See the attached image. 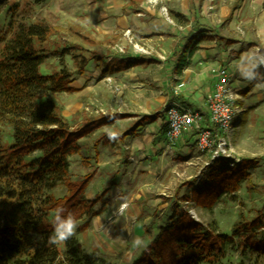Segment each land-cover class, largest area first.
<instances>
[{"label":"rangeland","instance_id":"374dc122","mask_svg":"<svg viewBox=\"0 0 264 264\" xmlns=\"http://www.w3.org/2000/svg\"><path fill=\"white\" fill-rule=\"evenodd\" d=\"M28 1L8 0V4L18 2L22 7ZM71 1L31 3L27 15L54 26L43 43L46 58L40 71L65 67L73 73L74 90L50 94L70 125L75 128L102 115L118 116L81 136V152L70 157L73 178L93 174L86 195H102L95 206L98 214L87 222L77 220L75 236L81 246L110 261L130 264L144 249L133 246L134 238L147 245L170 222L176 202L219 232H230L240 215L264 214V49L260 48L264 47V0H140V10L129 11L122 8L128 0H92L93 8L99 5L103 14L92 20L84 17L85 5L75 7L85 0ZM170 10L183 12L187 20L181 16L176 20ZM8 18L6 5L0 10V24ZM202 31L212 38L199 43L182 71H174L168 62L172 53L181 49L186 37ZM72 51L90 57L82 74L75 72ZM135 55L146 59L101 72L111 58ZM220 66L230 72V104L235 113L226 126L209 125V148L198 146L197 129L185 130L170 143L165 136L166 108L184 103L206 117L207 97ZM235 100L242 105H233ZM3 129L10 140L9 128ZM103 132L113 140L94 146ZM216 149L220 157L212 158ZM243 158L257 161L247 168L248 175L234 195L225 192L213 204L182 200L214 161L231 166ZM66 191V183L50 189L55 196ZM227 259L231 264H259L242 255L236 245L228 249Z\"/></svg>","mask_w":264,"mask_h":264},{"label":"trees","instance_id":"16d2710c","mask_svg":"<svg viewBox=\"0 0 264 264\" xmlns=\"http://www.w3.org/2000/svg\"><path fill=\"white\" fill-rule=\"evenodd\" d=\"M44 2L29 0L20 7L18 2L8 4V0H0V10L7 5L9 13L7 23L0 24V264H126L110 261L96 251H86L76 236L59 245L46 244L58 207L85 222L98 214L99 208L95 206L102 195L90 198L85 193L93 174L73 178L70 157L81 152V136L118 116L90 118L74 128L62 115L50 94L74 90L73 73L65 67L49 73L40 71L46 58L43 43L54 26L43 18L27 15L31 3ZM170 15L186 19L172 10ZM211 38L207 32L187 38L177 55L175 70L184 67L187 55L194 53L199 42ZM260 48L263 51L264 47ZM71 56L75 72L82 74L90 57L74 51ZM111 59L101 70L103 74L143 62V57L136 55ZM232 103L242 105L238 100ZM4 127L9 128L10 140L5 139ZM112 140L109 133L103 132L93 144H109ZM256 161L243 158L231 166L214 161L199 182L183 194L182 200L213 204L225 192L234 195L248 175L247 168ZM58 183L67 186L61 196L50 192ZM233 245L238 246L242 255L264 264L263 212L252 217L240 215L230 232H219L194 219L176 202L170 222L159 228L130 264H231L227 253Z\"/></svg>","mask_w":264,"mask_h":264},{"label":"built area","instance_id":"2783aa9c","mask_svg":"<svg viewBox=\"0 0 264 264\" xmlns=\"http://www.w3.org/2000/svg\"><path fill=\"white\" fill-rule=\"evenodd\" d=\"M259 50L258 47H256ZM217 80L207 97L206 117L198 109L187 104H169L166 108L167 127L165 136L170 143H174L185 130H198L197 144L201 149L211 145L210 124L226 126L235 108L230 104L233 94L228 87L230 72L225 66L217 68ZM208 121V124H205ZM225 143V139H224ZM213 157H220V150L216 149Z\"/></svg>","mask_w":264,"mask_h":264},{"label":"clouds","instance_id":"9594fccd","mask_svg":"<svg viewBox=\"0 0 264 264\" xmlns=\"http://www.w3.org/2000/svg\"><path fill=\"white\" fill-rule=\"evenodd\" d=\"M120 211L122 213L123 209H121ZM65 212L66 210L63 207H58L55 210L51 221L52 232L48 236L46 241V244L48 246L59 245L68 241L76 235V231L78 228L77 219L70 213L65 214ZM133 246L137 248L147 247L145 242L140 237L134 238Z\"/></svg>","mask_w":264,"mask_h":264},{"label":"crops","instance_id":"0c3cea01","mask_svg":"<svg viewBox=\"0 0 264 264\" xmlns=\"http://www.w3.org/2000/svg\"><path fill=\"white\" fill-rule=\"evenodd\" d=\"M87 3L85 4L84 2L82 3V2H79L80 3V5L78 4V5H75V7H84V5L86 6L85 8L87 9V12H84L83 14H84V17L85 18H88V19H96V18H99V17H103L102 15H101V13H102V7H100L99 5H97L96 6V9L95 8H93V6H92V0H85ZM93 1H95V0H93ZM142 1V0H141ZM72 2H74V4L76 3V1H71V3ZM88 3H90L89 5H88ZM94 3V2H93ZM110 3V2H109ZM99 6V7H98ZM122 8H124V10L125 11H129L130 9H138L139 8V10H140V2H136V1H131V0H128L126 3H124L123 5H122ZM106 9H110V8H108L107 6H106ZM171 11V10H170ZM172 11H175V12H178V11H176V10H172ZM179 14H182V15H184L185 16V14H183V12L181 13V12H178ZM186 17V16H185ZM188 18V17H187ZM176 20H178V18H175ZM134 21V24H137L136 22H135V19L133 20ZM200 33H205V31H202V32H199V34ZM198 34V35H199ZM207 34H208V32H207ZM198 35H196V36H198ZM192 36H195V35H191V36H188V37H186L185 38V43L187 42V38H191ZM200 43V42H199ZM199 43H198V45H199ZM183 46H184V44L182 45V47H181V49L180 50H177V51H174L173 53H172V56L168 59L169 61L168 62H170L171 63V65H172V68L174 69V71H176V72H180V71H182L183 70V68L185 67V66H187L189 63H190V58L192 57V55L194 54H192V55H190V56H188L187 55V63L184 65V67L182 68V69H177V70H175V62H176V58H177V55H178V53L182 50V48H183ZM197 50V49H196ZM195 50V51H196ZM194 51V52H195ZM124 57H122V59H123ZM143 58H145V57H143ZM146 59V58H145ZM181 104V103H180ZM182 104H184V103H182ZM166 113V112H165ZM166 123H167V120H166ZM167 127V126H166Z\"/></svg>","mask_w":264,"mask_h":264}]
</instances>
